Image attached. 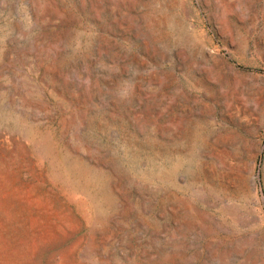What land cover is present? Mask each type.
<instances>
[{
	"label": "rangeland",
	"instance_id": "374dc122",
	"mask_svg": "<svg viewBox=\"0 0 264 264\" xmlns=\"http://www.w3.org/2000/svg\"><path fill=\"white\" fill-rule=\"evenodd\" d=\"M0 264H264V0H0Z\"/></svg>",
	"mask_w": 264,
	"mask_h": 264
},
{
	"label": "bare ground",
	"instance_id": "6f19581e",
	"mask_svg": "<svg viewBox=\"0 0 264 264\" xmlns=\"http://www.w3.org/2000/svg\"><path fill=\"white\" fill-rule=\"evenodd\" d=\"M43 147H45V145H44V144H42V145H41V148H43Z\"/></svg>",
	"mask_w": 264,
	"mask_h": 264
}]
</instances>
